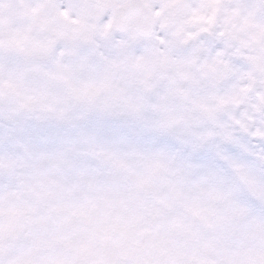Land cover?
Here are the masks:
<instances>
[{"label":"snow or ice","instance_id":"1","mask_svg":"<svg viewBox=\"0 0 264 264\" xmlns=\"http://www.w3.org/2000/svg\"><path fill=\"white\" fill-rule=\"evenodd\" d=\"M0 264H264V0H0Z\"/></svg>","mask_w":264,"mask_h":264}]
</instances>
